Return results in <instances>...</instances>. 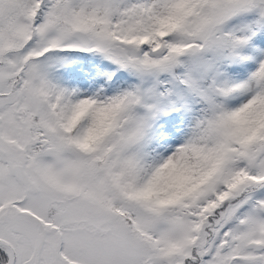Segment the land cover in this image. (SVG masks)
Returning <instances> with one entry per match:
<instances>
[{
    "label": "snow or ice",
    "instance_id": "6c2138e0",
    "mask_svg": "<svg viewBox=\"0 0 264 264\" xmlns=\"http://www.w3.org/2000/svg\"><path fill=\"white\" fill-rule=\"evenodd\" d=\"M0 264H264V0H0Z\"/></svg>",
    "mask_w": 264,
    "mask_h": 264
}]
</instances>
